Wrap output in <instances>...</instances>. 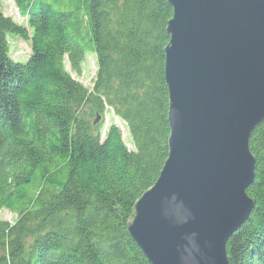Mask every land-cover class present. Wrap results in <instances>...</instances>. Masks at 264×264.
Segmentation results:
<instances>
[{"label": "trees", "instance_id": "obj_1", "mask_svg": "<svg viewBox=\"0 0 264 264\" xmlns=\"http://www.w3.org/2000/svg\"><path fill=\"white\" fill-rule=\"evenodd\" d=\"M14 2L26 26L0 10V212L15 214L0 219V264H151L127 222L167 157L172 8L166 0ZM7 34L30 41L25 62L9 55ZM88 52L97 66L91 88L72 75ZM109 112L125 122L133 149L115 121L103 130ZM249 147L246 193L255 204L226 242L228 264H264V120Z\"/></svg>", "mask_w": 264, "mask_h": 264}, {"label": "water", "instance_id": "obj_2", "mask_svg": "<svg viewBox=\"0 0 264 264\" xmlns=\"http://www.w3.org/2000/svg\"><path fill=\"white\" fill-rule=\"evenodd\" d=\"M167 157L127 232L151 264H228L254 207L249 140L264 120V0H166Z\"/></svg>", "mask_w": 264, "mask_h": 264}, {"label": "rangeland", "instance_id": "obj_3", "mask_svg": "<svg viewBox=\"0 0 264 264\" xmlns=\"http://www.w3.org/2000/svg\"><path fill=\"white\" fill-rule=\"evenodd\" d=\"M55 9H57L56 6ZM0 10L4 13V15L10 16L18 24L26 26V18L20 16L14 0H0ZM7 40L9 43V55L11 56V58L18 62H25L30 53V41L22 40L20 37H18L15 34H7ZM67 68L68 70H70L69 66H67ZM96 68H97L96 56L93 52H88L85 54L84 60L81 64L80 75H75V74L72 75L74 78L80 81L84 86L91 88L92 80L95 75ZM111 120L115 121L119 126L122 133V138L126 146L129 149H133L132 140L128 133V129L125 122H123L122 120L116 117L113 119L111 112L106 113L104 115L103 130L105 129V126H108ZM14 218H15V214L8 210H2L0 212V219L7 220L8 222H12L14 221Z\"/></svg>", "mask_w": 264, "mask_h": 264}, {"label": "bare ground", "instance_id": "obj_4", "mask_svg": "<svg viewBox=\"0 0 264 264\" xmlns=\"http://www.w3.org/2000/svg\"><path fill=\"white\" fill-rule=\"evenodd\" d=\"M7 41H8V40H7ZM8 45H9V44H8ZM97 119H98V118H97ZM97 119H96V120H97ZM247 220H248V219H247ZM247 220H246V221H247Z\"/></svg>", "mask_w": 264, "mask_h": 264}]
</instances>
